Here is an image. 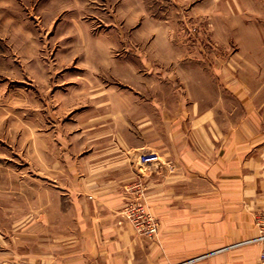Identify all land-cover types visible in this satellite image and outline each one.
<instances>
[{"label": "rangeland", "instance_id": "obj_1", "mask_svg": "<svg viewBox=\"0 0 264 264\" xmlns=\"http://www.w3.org/2000/svg\"><path fill=\"white\" fill-rule=\"evenodd\" d=\"M245 10V0H0V264H95L85 232L108 223L85 215L86 173L106 152H151L165 105L179 117L180 89L197 72L228 110V72L264 69V30L244 28ZM129 192L116 227L157 241L146 191ZM137 204L155 235L129 218ZM263 212L264 199L256 232Z\"/></svg>", "mask_w": 264, "mask_h": 264}, {"label": "crops", "instance_id": "obj_2", "mask_svg": "<svg viewBox=\"0 0 264 264\" xmlns=\"http://www.w3.org/2000/svg\"><path fill=\"white\" fill-rule=\"evenodd\" d=\"M245 3L244 28L264 30V0ZM201 74L188 77L180 89L179 117L170 116L172 106L165 105V132L150 136L151 152L144 154L141 147L106 152L107 162L92 166L91 178L86 173V189L93 192L86 194L92 206L85 215L108 223V229L85 232L86 246L96 243L100 249L95 264H181L208 253L214 254L191 264H259L261 246L223 249L257 234L253 213L264 199V69L228 72L224 88L233 101L227 111L219 87L216 97L205 93ZM249 78H260L259 85ZM147 155L154 161L143 166ZM135 186L146 191L160 219L157 241L114 223Z\"/></svg>", "mask_w": 264, "mask_h": 264}, {"label": "built area", "instance_id": "obj_3", "mask_svg": "<svg viewBox=\"0 0 264 264\" xmlns=\"http://www.w3.org/2000/svg\"><path fill=\"white\" fill-rule=\"evenodd\" d=\"M129 218L135 223L136 228L139 232H142L150 237L156 234L157 224L146 213L145 208L142 205L140 204L135 205L133 209L131 210V213L129 214ZM256 226H257V234L254 237L247 238L245 240L234 243L226 247L225 249H223V251L236 249V248H242L246 246L258 245V246H261V252L259 255V264H264V212L260 213L256 217ZM212 254L214 253H208L205 255H201L199 257L188 260L181 264H191L193 262H196L208 256H211Z\"/></svg>", "mask_w": 264, "mask_h": 264}]
</instances>
